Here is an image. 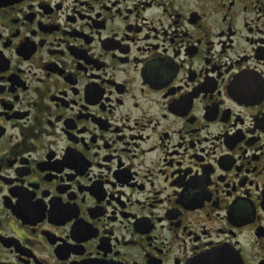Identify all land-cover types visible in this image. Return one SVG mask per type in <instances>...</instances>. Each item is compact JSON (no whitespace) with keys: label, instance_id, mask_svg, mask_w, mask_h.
<instances>
[{"label":"flooded vegetation","instance_id":"af4514ba","mask_svg":"<svg viewBox=\"0 0 264 264\" xmlns=\"http://www.w3.org/2000/svg\"><path fill=\"white\" fill-rule=\"evenodd\" d=\"M0 264H264V0H0Z\"/></svg>","mask_w":264,"mask_h":264}]
</instances>
